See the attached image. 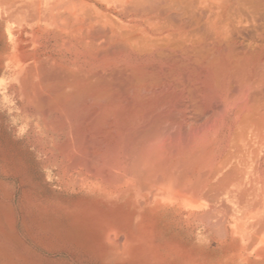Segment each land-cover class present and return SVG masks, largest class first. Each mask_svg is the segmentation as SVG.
<instances>
[{"label": "bare ground", "instance_id": "1", "mask_svg": "<svg viewBox=\"0 0 264 264\" xmlns=\"http://www.w3.org/2000/svg\"><path fill=\"white\" fill-rule=\"evenodd\" d=\"M0 25L13 131L79 197L65 243L264 262V0H0Z\"/></svg>", "mask_w": 264, "mask_h": 264}, {"label": "rangeland", "instance_id": "2", "mask_svg": "<svg viewBox=\"0 0 264 264\" xmlns=\"http://www.w3.org/2000/svg\"><path fill=\"white\" fill-rule=\"evenodd\" d=\"M3 31L0 25V35ZM5 47L0 40L2 55ZM4 66L0 79L6 76ZM11 103L13 112L7 113L5 105ZM16 107L0 90V264H264L254 257L253 262H244L239 249L199 246L193 236L190 249H87L70 240L65 243L73 225L61 207L69 205L76 214L71 205L79 197L71 190L62 191L54 182L55 173L42 170L31 148L14 133L20 126V117L13 116ZM73 235L76 241L87 242L84 236ZM181 238L178 233L176 241Z\"/></svg>", "mask_w": 264, "mask_h": 264}]
</instances>
